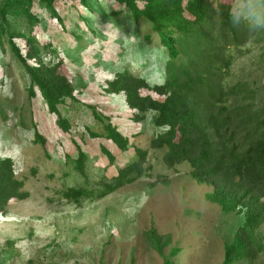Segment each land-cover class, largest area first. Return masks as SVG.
<instances>
[{
	"label": "rangeland",
	"instance_id": "rangeland-1",
	"mask_svg": "<svg viewBox=\"0 0 264 264\" xmlns=\"http://www.w3.org/2000/svg\"><path fill=\"white\" fill-rule=\"evenodd\" d=\"M6 1L0 0V9ZM22 5L9 11L20 30L24 22L19 15L27 6ZM242 5L243 0H236L233 10ZM68 8L57 7L63 25L39 6L32 8L41 20L35 39L58 52L54 57L49 49L44 58L62 60L60 70L77 99L58 108L70 126L68 134L57 127L38 94L29 99L22 67L9 48L0 54V160H13L15 176L28 193L26 200L11 201L5 215H0V264H163L172 248L178 250L173 264H222L224 245L241 225L242 216L224 214L207 201L212 188L197 184L187 164L166 167L163 151L150 148L160 133L151 123L152 113L136 122L122 96L105 91L106 82L121 69L152 85L162 83V65L156 56L159 40L150 24L95 21L79 8ZM255 42L240 48L232 80L248 81L257 110L264 113V41ZM89 107L109 119L128 140V151H119L105 139L103 125L92 118ZM34 132L45 140L44 145L34 142ZM75 146L86 157L87 180L66 164L67 156H76ZM102 148L113 161L103 155ZM136 150L146 152L141 177L97 198L98 184L113 179L134 159ZM72 188L93 191L95 196L67 201L62 193ZM149 230L169 238L162 254L145 241ZM258 237L264 247V225ZM263 260L260 254L253 264Z\"/></svg>",
	"mask_w": 264,
	"mask_h": 264
},
{
	"label": "trees",
	"instance_id": "trees-1",
	"mask_svg": "<svg viewBox=\"0 0 264 264\" xmlns=\"http://www.w3.org/2000/svg\"><path fill=\"white\" fill-rule=\"evenodd\" d=\"M235 1L7 0L0 9V54L9 48L22 67L29 99L38 94L46 111L56 118L57 127L68 134L70 126L58 108L76 103L77 99L68 77L60 70L62 60L51 62L44 58L49 49L54 57L58 52L51 45L40 46L35 39L34 32L41 20L32 8L46 10L59 25H63L57 10L60 6L79 8L95 21L130 22L134 26L140 20L148 22L159 40L156 56L162 65V83L152 85L121 69L106 82L105 91L122 96L126 107L134 111L136 122L152 113L151 123L160 133L150 142V148L163 151L166 167L187 164L197 184L212 188L205 196L207 201L219 206L224 214L242 216L241 225L224 245L222 264H253L260 254L264 257L258 237V230L264 225V113L257 110L256 95L248 81L233 82L231 70L240 48L251 41H264V30L233 27L230 12ZM23 2L27 6L19 15L24 22L20 30L15 25L16 17L10 16L9 11L22 9ZM110 4L112 8H103ZM122 15L126 19L120 20ZM74 37L80 39L76 34ZM144 39L150 42L149 35ZM88 109L92 118L103 125L105 139L119 151H128V140L110 120L91 107ZM34 142L44 145L45 140L34 132ZM75 147L76 156H67L66 164L87 180L86 157ZM101 151L113 161L107 150ZM145 157L146 152L136 150L134 159L119 169L113 179L98 184L96 197L103 198L140 178ZM23 187V181L15 176L13 160H0L1 216L11 201L28 198ZM94 196L93 191L84 188L62 193L65 200L74 202ZM144 239L157 254H162L170 244L169 238L154 230L144 233ZM177 254L178 250L172 248L163 264H173L171 260Z\"/></svg>",
	"mask_w": 264,
	"mask_h": 264
},
{
	"label": "clouds",
	"instance_id": "clouds-1",
	"mask_svg": "<svg viewBox=\"0 0 264 264\" xmlns=\"http://www.w3.org/2000/svg\"><path fill=\"white\" fill-rule=\"evenodd\" d=\"M230 23L237 28L264 30V0H243L242 8L230 12Z\"/></svg>",
	"mask_w": 264,
	"mask_h": 264
}]
</instances>
